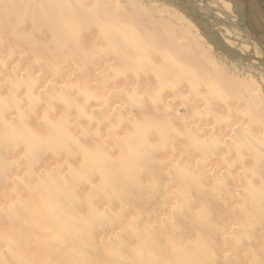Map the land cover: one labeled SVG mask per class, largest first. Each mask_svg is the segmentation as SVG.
<instances>
[{
  "label": "bare ground",
  "instance_id": "1",
  "mask_svg": "<svg viewBox=\"0 0 264 264\" xmlns=\"http://www.w3.org/2000/svg\"><path fill=\"white\" fill-rule=\"evenodd\" d=\"M226 1L264 50L260 3ZM187 8L0 0V264H264V59Z\"/></svg>",
  "mask_w": 264,
  "mask_h": 264
},
{
  "label": "rangeland",
  "instance_id": "2",
  "mask_svg": "<svg viewBox=\"0 0 264 264\" xmlns=\"http://www.w3.org/2000/svg\"><path fill=\"white\" fill-rule=\"evenodd\" d=\"M222 2L223 1H226V0H221ZM259 3H260V5H261V9H262V11H263V13H264V0H257ZM227 2V1H226ZM182 3L183 4H185L186 5V7H188L187 9L189 10V12H191V14L195 17V18H197V19H199V20H201L202 22H206V24L208 23V28H212V29H215L216 31L215 32H211L212 33V37H217L219 40V42H222L228 49L229 48H231V51H233V52H236V53H238V54H240V55H242V56H245V54H246V56L248 55V56H252L253 57V59L255 58V59H261V60H263L264 59V50H263V46L262 45H259L258 43H257V38L258 39H261V37H257L256 35H255V33H251V31H250V29L249 28H251V26H252V23L253 22H256L255 21V19H253L252 17V20L251 19H249L245 14H243L241 11H238V10H236V9H234V5H232V7H231V9H230V12L229 11H227L228 12V15H230L231 17H233V18H235V19H238L240 22H242V23H240L238 20H237V23L239 22L240 23V25L238 26L237 25V23L236 22H234V24H233V26L231 25V24H227V25H224V24H222V26H218L216 23H214V21L212 20L213 19V15L214 14H218L217 13V11L216 10H214L215 9V4H213L212 2H210V0H182ZM209 3V4H208ZM191 6V7H190ZM174 8H175V6H173ZM173 8V9H174ZM203 9V10H202ZM208 9H210V10H214L213 12L211 11V13L212 14H208V16H207V14H206V11H209ZM175 10V9H174ZM200 10V11H199ZM206 10V11H205ZM176 11V10H175ZM177 12H179L178 10H177ZM247 13H248V15H249V11H246ZM183 13V12H182ZM214 13V14H213ZM215 16V15H214ZM210 19V20H209ZM212 21V22H211ZM252 22V23H251ZM218 26V27H217ZM241 28H245L244 30L245 31H247V29L249 30V31H247V33L246 34H244L243 35V33H242V35H241V32L240 31H238L237 29H241ZM209 29V30H210ZM219 29V30H218ZM236 29V30H235ZM218 31V32H217ZM241 31H243V30H241ZM217 32V33H216ZM230 43V44H229ZM251 50H255L254 52L255 53H253ZM249 53V54H248ZM252 63H256V62H254V61H251ZM134 105V107H135V104L134 103H129L128 105H126L125 107L126 108H128V109H130L131 108V110H132V106ZM128 106H130V108L128 107ZM134 107H133V111H134ZM128 111H130V110H128ZM158 141L159 142H157V140H155V141H153L152 142V144H151V146H153L154 145V147H153V149L154 150H158V149H162L163 147L165 148V149H167V147L166 146H164V142H161V140L160 139H158ZM158 143V145H156ZM156 147H158V148H156ZM27 155L28 154H25V156H26V158H25V160H29L28 158H29V156L27 157ZM25 160H23L21 163H19V165L17 166V165H13V166H11L10 168H9V172L11 173V171L14 173V175H17V176H19V185L18 186H16L15 188H11V193H12V196H11V199L13 200V201H15L16 200V198H14L15 197V195H16V193H18L17 195H19L21 192H20V190L25 186H27V185H25V184H23V183H29V177H30V171H28L29 170V168H28V165H27V161H25ZM25 161V162H24ZM29 162V161H28ZM24 169H23V168ZM22 169V170H21ZM20 170H21V172L23 171L24 172V174H21V172H20ZM25 170V171H24ZM16 172V173H15ZM8 173V172H7ZM145 173V172H144ZM19 174H21V175H19ZM66 174V173H65ZM64 174V175H65ZM9 176H11L10 174H8ZM13 175V174H12ZM24 176H26V177H24ZM144 176V175H143ZM66 177H67V175H66ZM22 179V182H21V179ZM25 178H26V181H28V182H26L25 181ZM67 179V178H66ZM150 184H152V183H150ZM12 190H14V191H12ZM147 190V191H146ZM13 192H14V194H13ZM145 193H146V195L145 196H147L148 197V195H154V193H155V190H154V188H153V186L151 185V186H148L147 188H145ZM151 193V194H150ZM134 196V195H133ZM14 198V199H13ZM152 203H155L157 200L155 199V198H151V200H150ZM12 202V201H11ZM130 204H132V206L130 205ZM136 207V206H135ZM134 207V204H133V202H131L130 201V203H127V204H122L119 208H120V214L121 215H129L130 213L132 214H134V215H132L135 219L134 220H132L133 221V223H135V224H138V225H140L141 227H144V228H148V226L150 227V225L152 224V221L151 220H153L155 217H158L159 216V213H161V212H157V214H152L151 213V211H150V208H143V209H141L140 207L138 208V206H137V208H135ZM138 209V210H137ZM131 216V217H132ZM151 216H152V218H151ZM144 217H145V219H144ZM146 220V221H145ZM142 221H144V222H142ZM145 222L147 223V224H145ZM149 222H151V223H149ZM144 223V225H146V226H142L141 224H143ZM146 235V234H145ZM237 238H239L238 236H237Z\"/></svg>",
  "mask_w": 264,
  "mask_h": 264
}]
</instances>
